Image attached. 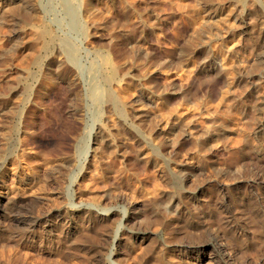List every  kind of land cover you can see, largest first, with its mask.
<instances>
[{
  "label": "rangeland",
  "instance_id": "obj_1",
  "mask_svg": "<svg viewBox=\"0 0 264 264\" xmlns=\"http://www.w3.org/2000/svg\"><path fill=\"white\" fill-rule=\"evenodd\" d=\"M73 4L0 0V264H264V0Z\"/></svg>",
  "mask_w": 264,
  "mask_h": 264
},
{
  "label": "bare ground",
  "instance_id": "obj_2",
  "mask_svg": "<svg viewBox=\"0 0 264 264\" xmlns=\"http://www.w3.org/2000/svg\"><path fill=\"white\" fill-rule=\"evenodd\" d=\"M61 1V5H62V8L66 14V16L69 18V23H70V26L73 28V29H76L78 30V26H77V21H76V11H75V7H74V4H73V0H60ZM70 27V28H71ZM45 31V30H44ZM42 33V31H41ZM49 33V32H47ZM46 33V34H47ZM45 34V35H46ZM50 34V33H49ZM42 36V34H41ZM50 37V35L48 36ZM58 40V39H57ZM54 42V41H53ZM46 43V42H45ZM52 44V43H51ZM61 44V47L62 49L65 51L66 55H67V58L69 61L71 62H75L76 61V51H75V48L74 46L67 40V41H63L60 43ZM60 46V45H59ZM60 47V48H61ZM88 145V144H87ZM259 185L258 182H253V185ZM222 190V189H221ZM261 190H262V193L264 195V183L261 185ZM222 197L224 198V200L226 199V201H230V194L228 192V190H223L222 192ZM263 197V196H262ZM227 203V202H226ZM227 206V209L228 211H230L231 213L235 212V203H229ZM223 209V208H222ZM212 243L210 244V247L212 248V250H214L215 252L218 253V257H219V248L217 247L216 245V242L215 241H211ZM221 253V252H220ZM223 257V256H222ZM220 258V262H217V264H227L226 261L223 259V258ZM218 260V259H217ZM223 262V263H222ZM216 263V262H215ZM229 263V262H228Z\"/></svg>",
  "mask_w": 264,
  "mask_h": 264
}]
</instances>
